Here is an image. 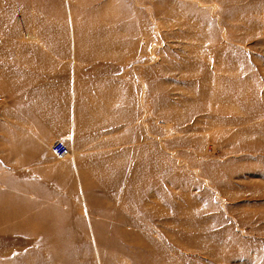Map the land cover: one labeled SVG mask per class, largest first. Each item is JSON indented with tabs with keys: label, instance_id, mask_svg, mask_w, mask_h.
Wrapping results in <instances>:
<instances>
[{
	"label": "rangeland",
	"instance_id": "1",
	"mask_svg": "<svg viewBox=\"0 0 264 264\" xmlns=\"http://www.w3.org/2000/svg\"><path fill=\"white\" fill-rule=\"evenodd\" d=\"M21 49L108 109L73 187L8 188L0 142V264H264V0H0V70Z\"/></svg>",
	"mask_w": 264,
	"mask_h": 264
},
{
	"label": "crops",
	"instance_id": "2",
	"mask_svg": "<svg viewBox=\"0 0 264 264\" xmlns=\"http://www.w3.org/2000/svg\"><path fill=\"white\" fill-rule=\"evenodd\" d=\"M21 50L10 59L8 68L0 70V142H7L10 149L3 158L9 174L7 186L17 187L20 165L24 168V183H41L36 187L46 189L73 187L65 185L71 179L49 145L63 141L79 149L86 146L99 130H105L104 121L96 122L94 118L96 114L104 116L108 105L106 100L105 104L96 103L95 72L78 71L67 61L49 60L50 54L42 49L36 53ZM112 116L117 132L128 120L123 104L116 105ZM123 136L120 133L114 138L117 144L124 142ZM40 142L45 148H39ZM80 150L84 152L78 156H90L86 149ZM74 163V159L69 160V164ZM47 171L50 175L42 180L40 174Z\"/></svg>",
	"mask_w": 264,
	"mask_h": 264
},
{
	"label": "built area",
	"instance_id": "3",
	"mask_svg": "<svg viewBox=\"0 0 264 264\" xmlns=\"http://www.w3.org/2000/svg\"><path fill=\"white\" fill-rule=\"evenodd\" d=\"M51 150L59 160H65L72 154L70 146L63 141H55L51 144Z\"/></svg>",
	"mask_w": 264,
	"mask_h": 264
},
{
	"label": "bare ground",
	"instance_id": "4",
	"mask_svg": "<svg viewBox=\"0 0 264 264\" xmlns=\"http://www.w3.org/2000/svg\"><path fill=\"white\" fill-rule=\"evenodd\" d=\"M16 211V210H15ZM17 213V212H16ZM9 217V216H8ZM16 217V216H15ZM9 219V218H8ZM11 220V219H10Z\"/></svg>",
	"mask_w": 264,
	"mask_h": 264
}]
</instances>
